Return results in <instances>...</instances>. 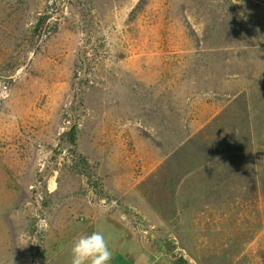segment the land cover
Here are the masks:
<instances>
[{
  "label": "rangeland",
  "instance_id": "1",
  "mask_svg": "<svg viewBox=\"0 0 264 264\" xmlns=\"http://www.w3.org/2000/svg\"><path fill=\"white\" fill-rule=\"evenodd\" d=\"M264 264V0H0V264Z\"/></svg>",
  "mask_w": 264,
  "mask_h": 264
},
{
  "label": "clouds",
  "instance_id": "2",
  "mask_svg": "<svg viewBox=\"0 0 264 264\" xmlns=\"http://www.w3.org/2000/svg\"><path fill=\"white\" fill-rule=\"evenodd\" d=\"M112 252L102 231L81 234L71 247V264H110Z\"/></svg>",
  "mask_w": 264,
  "mask_h": 264
}]
</instances>
